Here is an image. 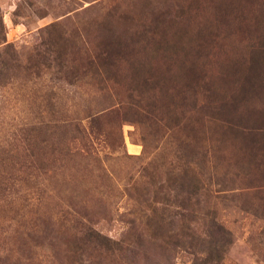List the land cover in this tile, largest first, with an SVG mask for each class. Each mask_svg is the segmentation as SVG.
Returning a JSON list of instances; mask_svg holds the SVG:
<instances>
[{"label":"rangeland","instance_id":"obj_1","mask_svg":"<svg viewBox=\"0 0 264 264\" xmlns=\"http://www.w3.org/2000/svg\"><path fill=\"white\" fill-rule=\"evenodd\" d=\"M3 37L0 264H201L179 175L195 236L208 210L230 232L220 264H264L261 106L237 102L264 0H0ZM80 227L122 250L72 257Z\"/></svg>","mask_w":264,"mask_h":264},{"label":"trees","instance_id":"obj_2","mask_svg":"<svg viewBox=\"0 0 264 264\" xmlns=\"http://www.w3.org/2000/svg\"><path fill=\"white\" fill-rule=\"evenodd\" d=\"M0 47L7 49L11 47V45L8 44L6 39L3 37L0 41ZM248 50L250 54H252V56L250 58L247 57L245 65L243 67V71L250 72L247 75L249 77V81L245 85L243 84L240 88H238L237 102L238 108H245L247 104H255L257 106H261V109L255 110H252L251 107L252 113L249 117L251 122L250 125H254H252V127L248 129L250 130V137H254V139H260L259 141L254 140L253 143H261L264 146V85L259 84L260 80L264 82V67H259L258 61H256L255 58L256 54L260 51V48L256 44H254L252 46V50ZM11 60H13V58H11ZM45 66L46 60H44V57L42 55L37 53L33 57L28 59V64L23 66L22 69L23 72H33V70H39L40 68ZM10 67V63L0 64V87H5V84L7 83L8 79L7 72L9 71ZM15 67L18 68V66ZM95 67L96 70L100 71L101 73L102 71L104 72L106 70L105 63L103 60H98V63L96 62L95 64ZM59 69L61 70V67H59ZM64 79L68 80V76H65ZM240 129L247 130L246 128ZM247 163L250 165L254 164L252 160L251 162L249 161ZM240 164H242L241 161ZM2 165L3 161L0 160V167ZM185 178L186 176L184 175L176 176L175 182L181 187L179 188L180 190L183 187H186V243L192 244L194 241H196L199 244L201 249L195 251V253L197 254L196 258L201 261V264H220L227 251L228 246L232 243L230 239V232L221 224H219L213 217H211L209 215L210 210H208L204 213V216L206 217L203 231L204 237L199 240V238L195 236L191 226L195 222L194 208L196 192L194 190L190 191V184H187ZM254 178L255 179L253 180V188H258L259 190L264 191V172L259 174L257 173V175H254ZM80 228L81 237L79 241L77 243L75 242L73 245L74 250L72 257H76L77 253L81 251L84 252L88 248H92L95 251H103L106 253H115L120 252L122 250V244L120 241L105 237L94 230H90L88 227Z\"/></svg>","mask_w":264,"mask_h":264}]
</instances>
